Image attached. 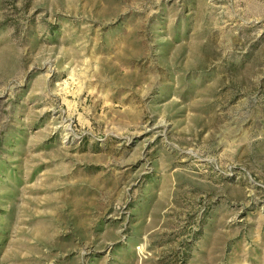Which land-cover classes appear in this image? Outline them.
I'll return each mask as SVG.
<instances>
[{"label":"rangeland","instance_id":"1","mask_svg":"<svg viewBox=\"0 0 264 264\" xmlns=\"http://www.w3.org/2000/svg\"><path fill=\"white\" fill-rule=\"evenodd\" d=\"M0 264H264V0H0Z\"/></svg>","mask_w":264,"mask_h":264}]
</instances>
